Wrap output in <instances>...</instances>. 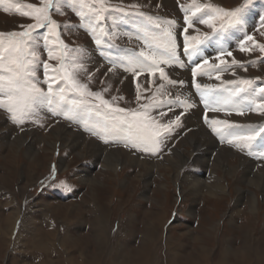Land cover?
<instances>
[{"label": "rangeland", "instance_id": "1", "mask_svg": "<svg viewBox=\"0 0 264 264\" xmlns=\"http://www.w3.org/2000/svg\"><path fill=\"white\" fill-rule=\"evenodd\" d=\"M6 3L41 6V0H6ZM105 3L110 9L105 14L108 19L101 24L113 36L98 31L96 34L102 40L99 47L88 26L87 7L81 10L83 18L67 0H61L58 12L56 6L51 10L52 19L61 25L59 31L64 44L70 50L83 49L81 54L68 52L70 61L75 59L87 69L78 72L80 83L86 84L90 91H102L111 85L108 92L102 91L103 97L110 102L112 96L123 97L114 106L126 109L137 110L153 96L161 103H175L179 97L191 102L193 107L174 108L163 118L161 123H167L183 112L181 126L165 140L157 155L127 148L112 135L86 131L85 122L90 126L102 122L103 118L95 113L80 111L74 120H66L44 107L36 123L29 120L16 125L0 109V264H264V161L256 157L257 152L264 151V132L253 143L252 156L246 148L220 142L204 123V105L199 102L191 75L187 74L190 71L187 65V73L183 71L186 67L161 65L169 79L184 81L176 86L162 81L159 72L154 76L143 72L134 78L122 66L134 56L142 59L141 51H153L152 37L159 32L152 22L131 15L135 11L130 7L133 4L154 20L159 18L162 27L165 21H175L178 42H182V28L187 27L183 8L194 10V5H200L207 11L206 6L212 5L226 11L244 9L243 27L233 25L225 30L228 37L219 33L218 40L214 37L201 45L204 49L201 56L213 65L218 63L213 55L221 45L233 50V56L225 58L227 63L231 65L234 58L246 65V70L234 67L235 74L233 70L228 72L219 84L250 79L253 87H261L264 52L254 48L252 42H247L248 52H241L239 43L245 42L246 33L254 37L255 43L264 45V35L260 34L264 31L260 27L264 0H250V3L248 0H105ZM117 6L125 8L128 15L112 11ZM193 20L188 35L213 36L206 25L198 23L195 17ZM29 23L33 21L19 16L15 10L6 13L0 7V32L19 31L20 24ZM65 24L70 27L64 28ZM219 25L217 22V28ZM232 37H235L233 41ZM40 44V60L58 67V61L48 60L42 40ZM178 53L181 54V48ZM112 60L118 66L114 67ZM195 62L196 58L191 61ZM37 76L43 80L42 66ZM211 80L196 77L197 83L220 88ZM137 82L142 91L139 101L135 98ZM41 87L47 91V85ZM207 115L210 119L240 125L239 129L230 130L234 133L264 128V114L258 112L225 115L209 111ZM152 116L158 118L157 110L152 111ZM189 117L192 120L187 122ZM59 129L67 132L64 138L56 133ZM64 139L76 141L77 146L72 148ZM205 150L210 157L202 169L195 159ZM86 173L92 180L89 183L81 179ZM212 180L221 191H211ZM61 184L71 191H65ZM99 213H103L105 227L101 223L97 226ZM150 224L154 229L148 230L144 238L146 241L156 236L153 246L141 240Z\"/></svg>", "mask_w": 264, "mask_h": 264}, {"label": "snow or ice", "instance_id": "2", "mask_svg": "<svg viewBox=\"0 0 264 264\" xmlns=\"http://www.w3.org/2000/svg\"><path fill=\"white\" fill-rule=\"evenodd\" d=\"M60 2L61 0H41V6L37 7L33 4L19 5L0 0V7H3L6 13L15 10L19 16L33 21L27 25L20 24L19 31L0 32V109L7 112L11 122L16 125H23L29 120L36 123V118L40 116V109L44 107L52 115H63L66 120H74L80 111L95 113L103 118L102 122L91 126L85 122L86 131L92 132L93 135H112L117 143H123L125 147L138 152L150 155L161 153L165 140L171 137L176 127L181 126L183 112L176 114L174 119H170L167 123H161V121L174 108L187 110L192 108L193 104L187 100H180L179 97L175 103L171 101L161 103L156 101V96H153L148 104L142 105L137 110H131L114 106L115 102L123 97L112 96L111 102L103 97L102 91L108 92L111 85L106 86L102 91H90L86 84L80 83L77 79L78 72H86V67L75 59L70 61L68 58L69 51L81 54L83 49L70 50L61 39L59 31L61 25L52 19L51 10L56 6L58 12ZM67 2L77 9V14L81 18L84 17V12L81 10L88 8L90 13L88 26L98 47L102 44L101 37L96 34L98 31L106 33L110 38L113 36V33L101 24L108 19L105 14L109 13L110 9V6H106L105 0H67ZM248 2L250 3V0ZM130 7L135 10L131 15L152 22L159 32L152 37L154 50L150 53L141 51L139 57L142 59L135 56L130 58L122 64L124 71L132 73L134 78L143 72L153 76L159 72V78L162 81L167 80L169 85H183V80L169 79L164 68L161 67V65H167L185 68L186 60L178 54V48H182L183 57L187 58L188 62L196 58L194 66L191 67V75L192 83L204 105V123L219 137L220 142L226 141L234 147L246 148L249 150L248 155L252 156L253 143L261 132H264V128L234 133L230 130L239 129L240 125L231 124L227 120L210 119L207 113L211 111L223 112L225 115L232 113L243 115L245 112L264 114V95H260L264 94V87L253 88V82L250 79H241L238 82L228 81L227 84L233 86L231 88H217L196 82L198 75L210 79L215 76V79L219 80L221 73L225 71L233 70L234 75V67L246 70V66L234 58L231 65L227 63L225 58L232 57L233 52L222 45L215 55L217 64L209 65V59L201 56L204 51L201 45L212 41L214 36L218 39L219 33L233 25L243 27L241 20L244 9L226 11L212 5L206 6L207 11H204V6L200 5H194V10L192 7L183 8V19L187 27L182 28V42H178L175 21H165L162 27L159 18L154 20L153 17L140 12L139 5L133 4ZM112 11L128 15L125 8L120 6ZM197 13L202 14L197 16ZM193 17L198 23L211 29L213 36L188 35V29L193 27ZM217 22H220L219 28L216 26ZM69 27L67 24L64 25L66 29ZM260 27L264 29V18H261ZM39 29L45 31L39 32ZM260 34L264 35V31ZM41 40L48 60L58 61V67L40 60L38 49L41 47ZM244 41L239 44L241 52L250 50L247 42H252L254 48L264 52V45L255 43L252 35L245 33ZM109 46L114 47V45ZM111 63L114 67L118 66L115 60ZM41 66L44 77L42 81L37 76ZM42 84L47 85V91L42 89ZM159 91L158 89L157 92ZM242 93L244 96H241ZM141 95V85L137 82L135 94L137 101L141 99ZM258 96L259 99H257ZM153 110H157L158 118L152 116ZM256 157L264 161V151L257 152ZM61 187L65 191H71L65 184H61Z\"/></svg>", "mask_w": 264, "mask_h": 264}, {"label": "bare ground", "instance_id": "3", "mask_svg": "<svg viewBox=\"0 0 264 264\" xmlns=\"http://www.w3.org/2000/svg\"><path fill=\"white\" fill-rule=\"evenodd\" d=\"M183 71L184 72H186L187 73V67H186V69L184 70L183 69ZM188 75H190V71H189V73H187ZM191 78V77H190ZM182 93V92H181ZM192 100V99H191ZM196 101V100H195ZM193 102H194V100H193ZM177 110V109H176ZM190 119L192 120V118L191 117H189V118H187V122H189L190 121ZM56 131V130H55ZM54 131V132H55ZM199 132V131H198ZM57 134H59L61 137L62 136H65V134L67 133V132H65L64 130H57V132H56ZM54 136V135H53ZM59 137V136H58ZM57 138V137H56ZM62 138H64V137H62ZM73 139H75V138H73ZM186 139V138H185ZM64 140H66L67 142H69L68 144L69 145H71L72 146V148L74 147H76L77 146V144H76V141H72V140H70V139H64ZM195 140H197V139H195ZM203 141V140H202ZM212 141V140H211ZM187 142V141H186ZM52 143V142H51ZM188 143V142H187ZM196 143V142H195ZM201 145V144H200ZM208 145V144H207ZM211 145V144H210ZM198 147H200V146H198ZM205 147V146H204ZM212 147V146H211ZM208 148V147H207ZM210 148V147H209ZM222 148V147H221ZM200 149V148H199ZM220 149V148H219ZM214 150V149H213ZM195 151V150H194ZM206 151V150H205ZM204 151V153H202V155L200 156L199 155V157H196V159H195V161L197 162V163H199L200 165H201V167H202V169H205L206 168V163L209 161L208 159H209V157H210V153L208 152V151H206L205 152ZM223 151H224V149H223ZM227 151V150H226ZM212 152V151H211ZM116 153V152H115ZM219 153V152H218ZM229 153H231V152H229ZM124 154V153H123ZM223 154V153H222ZM232 154V153H231ZM125 155H126V153H125ZM112 156V155H111ZM117 156V155H116ZM122 156H124V155H122ZM186 156V155H185ZM229 156V155H228ZM115 157V156H114ZM126 157V156H125ZM116 159L118 160V158L116 157ZM170 160V159H169ZM111 161H112V159H111ZM129 162H130V160H128ZM142 161V160H141ZM108 162V161H107ZM125 162H126V160H125ZM112 163H113V161H112ZM115 163V162H114ZM146 163V162H145ZM194 163V162H193ZM143 164V163H142ZM114 165V164H113ZM182 166V165H181ZM143 167V166H142ZM150 168H151V166H150ZM149 170V169H148ZM85 172H86V170H85ZM89 174V173H88ZM88 174L86 173L85 175H83L82 176V181H86V182H91L90 180H89V177H88ZM213 182L211 183V191H221V188H219L220 186L217 184V182L215 181V180H212ZM215 184H217V185H215ZM211 193V192H210ZM213 193V192H212ZM100 209H101V206H100ZM104 213V212H103ZM103 213H99V216H98V221H97V226L99 227V223H101V224H103L102 225V227L104 226V223H103V221L105 220V219H103ZM10 222V221H9ZM95 223H96V220H95ZM11 225V224H10ZM105 227V226H104ZM125 227V226H124ZM151 227V228H150ZM158 228H159V226H157ZM157 227H155V232H156V230H157ZM150 228V229H149ZM152 229H154L153 227H152V225L150 224L149 226H146L145 227V234H144V236L141 238V240L143 241V243H145V244H148V246H153L154 244H155V238H156V236H151V237H149L146 241H145V236H146V234H147V231L149 230V231H151ZM154 232V233H155ZM105 233V232H104ZM106 234V233H105ZM104 234V235H105ZM129 234V233H128ZM120 238H121V234H120V236H119ZM126 238V237H125ZM105 242V241H104ZM119 242V241H118ZM104 243H102V245H103ZM107 244V243H106ZM105 245V244H104ZM147 246V245H146ZM206 252V251H205ZM204 262V261H203Z\"/></svg>", "mask_w": 264, "mask_h": 264}]
</instances>
